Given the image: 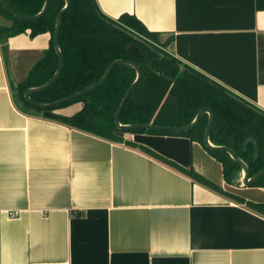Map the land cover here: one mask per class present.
Masks as SVG:
<instances>
[{"label": "crops", "instance_id": "0c3cea01", "mask_svg": "<svg viewBox=\"0 0 264 264\" xmlns=\"http://www.w3.org/2000/svg\"><path fill=\"white\" fill-rule=\"evenodd\" d=\"M95 3L106 17L129 13L160 40L170 37L167 54L264 112L256 0ZM47 43L46 33L17 34L6 38V60L0 49V264H264L263 215L136 147L15 106L11 80L26 76ZM122 137L223 192L264 202L260 187L224 184L219 163L195 141Z\"/></svg>", "mask_w": 264, "mask_h": 264}, {"label": "trees", "instance_id": "16d2710c", "mask_svg": "<svg viewBox=\"0 0 264 264\" xmlns=\"http://www.w3.org/2000/svg\"><path fill=\"white\" fill-rule=\"evenodd\" d=\"M9 9L21 16L37 13L44 0H4ZM264 2V1H263ZM256 0V7L264 9V3ZM63 0H49L42 16L34 20H21L7 12L0 3V37L17 34L34 37L46 33L47 48L42 57L34 61L26 76L20 81H11L13 92L22 103V92L29 87L44 84L57 67V57L51 47L55 14L62 7ZM57 34V47L61 54L62 66L55 81L44 90L32 92L29 98L40 104L51 103L76 93L78 90L99 79L112 60H129L139 69L138 82L120 108L117 121L121 125L149 124L161 127H181L187 125L195 113L207 106L212 112L211 126L207 139L215 146H226L245 166L251 177L264 167V113L239 96L227 91L191 67L167 54L164 50L170 37L160 40L158 33L150 32L133 15L123 12L115 19L101 14L95 0H69L67 8L61 12ZM133 45L137 54L133 57L127 50ZM134 70L127 64L111 67L105 80L93 89L62 102L60 105L37 108L36 115L44 112L56 121L76 131L84 132L108 142L136 147L164 165L186 175L205 188L228 196L237 203H243L255 213L264 216V202H251L239 196L223 192L191 169H182L164 157L146 148L124 140L126 133L182 136L201 145L207 155L220 165L224 184L237 187L240 171L231 158L222 151L206 149L201 140L206 126V115L202 114L190 130L170 132L167 130L131 128L118 130L113 122L116 107L125 89L134 80ZM67 108V113H57ZM256 108L260 113L253 112ZM30 114V113H29ZM121 132L122 136L115 135ZM253 139L256 146L254 159L253 144L243 143ZM248 187L264 189V173L251 181Z\"/></svg>", "mask_w": 264, "mask_h": 264}, {"label": "water", "instance_id": "95a60500", "mask_svg": "<svg viewBox=\"0 0 264 264\" xmlns=\"http://www.w3.org/2000/svg\"><path fill=\"white\" fill-rule=\"evenodd\" d=\"M48 2H49V0H44L41 9L37 13H35L34 15L21 16V15L17 14L16 12H14L12 9H9L7 3L4 0H0V3L7 10V12L9 14H11L12 16H14V17H16L18 19H21V20H26V19L27 20H34V19H37V18L41 17L42 13L45 11V9H46V7L48 5ZM68 4H69V0H63V5L58 10V12L55 14L56 16H55V19H54L53 34H52V38H51V47H53L54 53H55V55L57 57V63L58 64H57V67H56L55 71L52 73V75L48 79H46L44 84H42L40 86H36V87H29L28 89H25L22 92L21 96H22L23 100L25 101V103L27 105H30V107H27V106H25L22 103V101L20 100V97H18V94L16 92H13V94H12L14 104L21 112H24L26 114H29V113L30 114H36L35 107H37V108H45V107H49V106L60 105L62 102L71 100V99L79 96L80 94L85 93V92L93 89L94 86H97L98 84L102 83L105 80V77L107 76V74L109 73V70L111 69V67L113 65H116V64H123V65L127 64L134 70V77L135 78L128 85V87L125 89V92L123 93L124 95L120 99V101H119V103H118V105H117V107L115 109L116 111L114 112V115H113L112 122H113L114 126L118 130L126 131V129H131V128H138V129L144 128V129H153V130H156V131L167 130V131L174 132V133L175 132H183V131L190 130L191 127H193L195 125V123L197 122L199 117L202 114H205L206 115V126H205V129H204V131L202 133V137H201L203 145H204V147L206 149L218 150V151L225 152L231 158V160L238 166L239 171H240V175H239V178H238L239 186H247L251 181H253L255 178H257V176H259V175L264 173V167H262L259 171L256 172V174L252 175L251 177H248L247 176L248 170H246L245 164L241 160H239V158H237L236 155H234L233 152L228 147H226L224 145L223 146H215L207 139V133H208L209 128L211 126V120H212V112H211L210 108L207 107V106L206 107L202 106L195 113V115L190 120V122L187 125L181 126V127H176V126L175 127H168V126L167 127H161V126L155 127V126H151L149 124H143V123L142 124H126V125L119 124L118 121H117V115H118V113L120 111V108L122 107V105H123V103L125 101V98L129 95V91L133 88V86L140 79V77H139V69L137 68V66L133 62H131L129 60H112V61H110L108 63V65H107V67L105 68V70L103 71V73L100 75L99 79L94 81L92 84H90V85L78 90L76 93H74L72 95H69V96H66V97H62L59 100L53 101L51 103H45V104H40V103H36V102L32 101L29 98V94L32 93V92H37V91L44 90L46 87H48L51 83H53L55 81V78L58 76V74L60 72V69H61V66H62V61H61V54L59 52V49H58L57 43H56L57 34H58L57 30H58V26H59L60 14H61L62 11H64L67 8ZM0 49L2 50L3 57L6 60L7 59V54H8V49H7L6 37L5 36L0 37ZM127 50L133 57L136 56L137 50H136V48L133 45L128 44ZM5 65H6V68H7L8 77L11 80L9 67H8V65L6 63H5ZM252 110H253V112L255 111L256 113H260L256 108H254ZM260 114L264 117V113H260ZM43 116L44 117H46V116L47 117H53L52 115H50L47 112H44ZM115 135L122 136L121 132H119V131L115 132ZM247 142H251L253 144V154H254V159H255L256 155H257L256 154L255 143H254L253 139L247 138L245 140V142L243 143V146Z\"/></svg>", "mask_w": 264, "mask_h": 264}, {"label": "rangeland", "instance_id": "374dc122", "mask_svg": "<svg viewBox=\"0 0 264 264\" xmlns=\"http://www.w3.org/2000/svg\"><path fill=\"white\" fill-rule=\"evenodd\" d=\"M0 23H3V21L0 19Z\"/></svg>", "mask_w": 264, "mask_h": 264}]
</instances>
